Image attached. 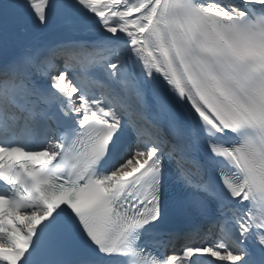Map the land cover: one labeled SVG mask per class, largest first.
<instances>
[{
    "label": "snow or ice",
    "instance_id": "snow-or-ice-1",
    "mask_svg": "<svg viewBox=\"0 0 264 264\" xmlns=\"http://www.w3.org/2000/svg\"><path fill=\"white\" fill-rule=\"evenodd\" d=\"M0 133V264H264V0H0Z\"/></svg>",
    "mask_w": 264,
    "mask_h": 264
}]
</instances>
